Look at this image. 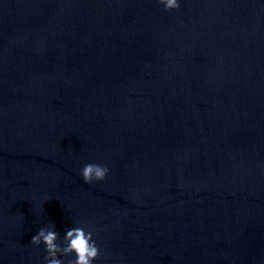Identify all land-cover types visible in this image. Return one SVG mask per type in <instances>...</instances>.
I'll return each instance as SVG.
<instances>
[{
  "label": "water",
  "instance_id": "95a60500",
  "mask_svg": "<svg viewBox=\"0 0 264 264\" xmlns=\"http://www.w3.org/2000/svg\"><path fill=\"white\" fill-rule=\"evenodd\" d=\"M179 2L0 0V264H264V0Z\"/></svg>",
  "mask_w": 264,
  "mask_h": 264
},
{
  "label": "clouds",
  "instance_id": "9594fccd",
  "mask_svg": "<svg viewBox=\"0 0 264 264\" xmlns=\"http://www.w3.org/2000/svg\"><path fill=\"white\" fill-rule=\"evenodd\" d=\"M164 6V10L179 9V0H158ZM108 167L97 163H87L81 170V175L86 183L93 180L102 181L108 174ZM59 233L55 227L40 228L31 239V244L45 246L46 264H93V261L101 256L100 246L93 239L91 230L85 231L83 227H71L64 235V244L57 243ZM74 258H70L72 254ZM58 254L68 259L58 258Z\"/></svg>",
  "mask_w": 264,
  "mask_h": 264
}]
</instances>
